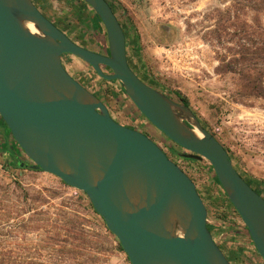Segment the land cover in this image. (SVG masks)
Here are the masks:
<instances>
[{
	"label": "water",
	"instance_id": "1",
	"mask_svg": "<svg viewBox=\"0 0 264 264\" xmlns=\"http://www.w3.org/2000/svg\"><path fill=\"white\" fill-rule=\"evenodd\" d=\"M81 1L103 25L107 54L74 42L33 0H0V119L30 161L20 167L85 193L131 264H231L194 181L151 138L111 117L64 67L63 55H73L118 82L142 116L187 151L183 158L207 163L264 260L263 195L191 107L130 67L126 35L108 1Z\"/></svg>",
	"mask_w": 264,
	"mask_h": 264
},
{
	"label": "rangeland",
	"instance_id": "2",
	"mask_svg": "<svg viewBox=\"0 0 264 264\" xmlns=\"http://www.w3.org/2000/svg\"><path fill=\"white\" fill-rule=\"evenodd\" d=\"M33 1L74 42L100 49L90 19L95 12L89 5L78 0ZM108 1L125 32L130 67L172 97L176 91L185 95L201 124L229 150L239 173L264 197V95L250 94L259 91L253 88L257 80L264 90V53L258 51L264 44V0ZM62 59L67 71L103 101L115 121L135 125V108L115 81L103 79L73 55ZM4 137L0 126V142ZM8 160V154H0L1 264H131L86 207L87 201L83 210L69 200L84 197L82 191L65 187L42 170L12 168ZM21 160L30 163L24 154ZM182 165L231 264H264L250 238L231 232L244 222L207 163L183 158ZM18 200L28 211L20 217ZM77 213L87 218L81 221L86 232L81 239L67 231ZM4 254L13 259L8 261Z\"/></svg>",
	"mask_w": 264,
	"mask_h": 264
},
{
	"label": "trees",
	"instance_id": "3",
	"mask_svg": "<svg viewBox=\"0 0 264 264\" xmlns=\"http://www.w3.org/2000/svg\"><path fill=\"white\" fill-rule=\"evenodd\" d=\"M78 1H80V2H83V1H81V0H78ZM86 4V3H85ZM110 5H111V7L113 8V11H114V13H116L115 12V9H114V7L112 6V4L110 3ZM94 13V12H93ZM91 19V23H92V28H93V30H94V34H96V37L98 38V41L100 42V41H102V23H101V21H100V19L98 18V16L96 15V13H94L93 15H92V17L90 18ZM93 21H95V23L93 24ZM125 33V32H124ZM104 36H105V34H104ZM102 43H103V41H102ZM104 46V45H103ZM263 49H264V44H263V47H262ZM106 49H107V47H106ZM263 49H261L260 48V50H258V51H262V53H264V50ZM107 68V67H106ZM105 68L103 67V70H104ZM108 69V68H107ZM257 82H259V80H257L256 82H255V85H254V90L256 91V89H259V91H257V92H254L253 91V93H250V94H253L254 96H256V97H262L263 95H264V90H262V88H258L259 87V85L257 84ZM123 90V89H122ZM123 92H124V90H123ZM166 93V92H165ZM167 94V93H166ZM127 96V95H126ZM173 99L174 100H176V101H178V102H181V103H183L184 105H186L187 107H190V101H189V99L185 96V95H183L181 92H179V91H176L175 92V98L173 97ZM130 102L132 103V106L135 108L134 109V111L132 112V119L135 121V123L136 124H138V125H140V126H143V125H148L149 123V121H146V119L145 118H143V116H142V114H140V112L138 111V109L136 108V106L133 104V102L130 100ZM0 126L1 127H3L4 128V130H5V133H6V137H4V139L0 142V154L1 155H4V154H8L9 155V160H8V164L12 167V168H20V164L22 163V160H21V154H22V150L19 148V146L16 144V142L14 141V139H12V140H9V138H10V132H9V130L7 129V127L5 126V124L2 122V120L0 119ZM150 127V129H152V134L155 136V137H157L159 140H161V141H163L164 143H166L167 145H169V146H171L172 147V149L175 151V152H177L176 151V144L175 143H173L171 140H169L163 133H161V132H159V131H157V129L155 128V127H153L151 124L149 125ZM228 152H229V150H228ZM25 167V166H24ZM26 168V167H25ZM236 168V167H235ZM237 169V168H236ZM210 173H211V175L213 176V178H214V180L216 181V183H217V185L221 188V186H220V183L217 181V178H216V175H215V173L213 172V171H210V170H208ZM242 175V174H241ZM245 179V178H244ZM246 180V179H245ZM61 181V183L65 186V187H69L68 185H66L62 180H60ZM247 181V180H246ZM248 182V181H247ZM249 183V182H248ZM250 184V183H249ZM251 185V184H250ZM222 189V188H221ZM260 195H262V191L261 190H258L257 188H254ZM223 191V190H222ZM224 192V191H223ZM224 194H225V192H224ZM83 195H84V197H81V196H76V200L75 199H73V198H70L69 200L70 201H73L72 203L73 204H75V203H77V204H79L80 206L82 205L83 206V210H85L86 209V207L88 208V209H90L91 210V213L94 215V216H96V217H98L101 221H102V225H103V228L105 229V231H106V233L108 234V236H110V237H114V239H115V241H116V243H117V248L120 250V251H122V252H124L123 251V249H122V247H121V244H120V242H119V240L109 231V229L107 228V226H106V224H105V221L103 220V218L96 212V210H95V208H94V206L92 205V203H91V201L89 200V198L87 197V195L85 194V193H83ZM226 195V194H225ZM228 198V197H227ZM83 201H87V205H86V207H85V205H84V203H83ZM18 203H19V205L17 206V216L18 217H20V216H22L23 214H25L26 212H28V211H24L23 210V208H22V206H21V201L20 200H18ZM22 203H24V202H22ZM24 204H26V203H24ZM4 210V209H3ZM68 214V213H67ZM70 216V215H69ZM76 218V220L75 221H70V227L67 229V231L69 232V234L73 237V238H75V239H81L82 237H85V235H86V232H85V230L83 229V227H82V223H81V221H87V218H85V217H83V214L82 213H77L76 215H74ZM80 220V222H79V220ZM4 227V226H3ZM209 229H210V231L212 232V230H211V228H210V226H209ZM230 232V231H229ZM231 232H234V233H237V235H239L240 237H248V238H250V236H249V233H248V230H247V228H246V226H244V225H241V226H239L238 227V229H236V230H234V231H232L231 230ZM3 238V236H2V234H1V229H0V246L3 244L2 243V241L1 240H3L2 239ZM0 256H1V253H0ZM3 256V255H2ZM6 256H8V261H10V260H12L13 259V257H12V254H4V258L6 257ZM1 259V258H0ZM6 259V258H5ZM2 260L3 259H1L0 260V264H1V262H2ZM127 260L129 261V259H128V257H127ZM130 262V261H129Z\"/></svg>",
	"mask_w": 264,
	"mask_h": 264
},
{
	"label": "built area",
	"instance_id": "4",
	"mask_svg": "<svg viewBox=\"0 0 264 264\" xmlns=\"http://www.w3.org/2000/svg\"><path fill=\"white\" fill-rule=\"evenodd\" d=\"M116 82V81H115ZM119 86H120V84L118 83V82H116ZM121 87V86H120ZM122 88V87H121ZM133 121V120H132ZM134 122V124H136L135 123V121H133ZM129 127H133V128H137V126L136 125H134V126H130L129 125ZM159 147H160V149L167 155V157L170 159V160H172L173 162H175L184 172H185V168H184V166L182 165V160H183V157H181V156H179L178 154H177V152H175L173 149H172V147L171 146H169V145H167L166 143H164L163 141H161V140H159V139H154L153 140ZM177 147V146H176ZM227 197V196H226ZM208 225L210 226V220L208 219ZM243 225V224H242ZM213 235V234H212ZM222 236V235H221ZM220 236V237H221ZM213 237H214V240L216 241V243L219 245V244H221V241L219 242L218 241V238H216L214 235H213ZM223 251V250H222ZM224 253V252H223Z\"/></svg>",
	"mask_w": 264,
	"mask_h": 264
},
{
	"label": "flooded vegetation",
	"instance_id": "5",
	"mask_svg": "<svg viewBox=\"0 0 264 264\" xmlns=\"http://www.w3.org/2000/svg\"><path fill=\"white\" fill-rule=\"evenodd\" d=\"M108 1V0H107ZM108 3H109V5H110V2L108 1ZM111 6V5H110ZM113 9V8H112ZM116 14V13H115ZM119 20V19H118ZM120 22V21H119ZM98 41V40H97ZM99 43V42H98ZM80 45V44H79ZM99 46H100V44H99ZM95 52H97V53H101V54H107V50L106 49H103V48H101V46H100V49L99 50H97V51H95ZM63 60V59H62ZM63 64H64V62H63ZM105 69V71L106 72H108V73H110V70H109V68L107 69L105 66H103ZM138 75V74H137ZM139 76V75H138ZM140 77V76H139ZM141 78V77H140ZM142 79V78H141ZM145 81V80H144ZM146 82V81H145ZM146 83H148V82H146ZM149 84V83H148ZM149 85H151V84H149ZM152 86V85H151ZM154 87V86H153ZM156 88V87H155ZM158 89V88H157ZM160 90V89H159ZM163 91V90H162ZM163 92H165V91H163ZM167 93V92H166ZM167 95L168 96H170V97H172L170 94H168L167 93ZM173 98V97H172ZM136 126H137V128H133V129H136V130H139L140 132H142V133H144L145 135H147L149 138H151L152 140H154L155 138V136L152 134V129H150L149 128V126L147 125H143V126H140V125H138V124H135ZM176 151H177V154L179 155V156H181V154H183V153H186L187 151L186 150H184L183 148H181V147H179V146H177L176 147ZM182 157V156H181ZM212 233V232H211Z\"/></svg>",
	"mask_w": 264,
	"mask_h": 264
},
{
	"label": "crops",
	"instance_id": "6",
	"mask_svg": "<svg viewBox=\"0 0 264 264\" xmlns=\"http://www.w3.org/2000/svg\"><path fill=\"white\" fill-rule=\"evenodd\" d=\"M103 27V26H102ZM102 41H103V43H102V41H98L99 42V44H100V46H101V48H103V49H106V46H107V39H106V33H105V30H104V28H102ZM104 34H105V36H104ZM80 45H82V46H84V47H86L85 45H83V44H80ZM104 45V46H103ZM99 46V47H100ZM92 51H97V50H92ZM127 56H128V51H127ZM126 126H128L129 127V125H127L126 124Z\"/></svg>",
	"mask_w": 264,
	"mask_h": 264
},
{
	"label": "bare ground",
	"instance_id": "7",
	"mask_svg": "<svg viewBox=\"0 0 264 264\" xmlns=\"http://www.w3.org/2000/svg\"><path fill=\"white\" fill-rule=\"evenodd\" d=\"M29 27H30L31 31H33L35 33L37 32L36 29L32 25H30Z\"/></svg>",
	"mask_w": 264,
	"mask_h": 264
}]
</instances>
